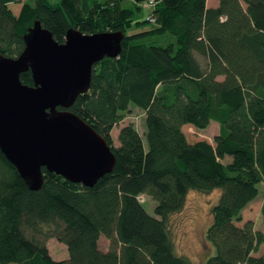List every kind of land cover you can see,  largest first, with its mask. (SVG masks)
I'll return each mask as SVG.
<instances>
[{
	"label": "trees",
	"instance_id": "obj_1",
	"mask_svg": "<svg viewBox=\"0 0 264 264\" xmlns=\"http://www.w3.org/2000/svg\"><path fill=\"white\" fill-rule=\"evenodd\" d=\"M123 1L0 0L4 57L23 53L36 21L60 44L71 29L125 35L119 57L94 67L90 90L69 109L107 141L113 171L87 188L43 169L42 189L31 191L0 150V264H194L176 252L172 218L191 191L214 190V253L202 264H264V232L237 225L264 184V0H154L144 21L135 16L149 0ZM21 81L34 86L31 71ZM131 107L145 113V133L125 125L116 147L112 131ZM212 122L213 144L183 132ZM141 195L157 203L154 216ZM261 216L264 227V198ZM50 239L67 260L51 257Z\"/></svg>",
	"mask_w": 264,
	"mask_h": 264
},
{
	"label": "water",
	"instance_id": "obj_2",
	"mask_svg": "<svg viewBox=\"0 0 264 264\" xmlns=\"http://www.w3.org/2000/svg\"><path fill=\"white\" fill-rule=\"evenodd\" d=\"M124 37L71 29L60 44L36 21L20 56L0 55V150L31 191L42 189L43 169L87 188L113 171L107 141L69 109L90 90L94 67L119 57ZM28 71L34 86L21 81Z\"/></svg>",
	"mask_w": 264,
	"mask_h": 264
},
{
	"label": "rangeland",
	"instance_id": "obj_3",
	"mask_svg": "<svg viewBox=\"0 0 264 264\" xmlns=\"http://www.w3.org/2000/svg\"><path fill=\"white\" fill-rule=\"evenodd\" d=\"M48 1L51 3H59L61 0ZM217 2H219V0H210L209 5H216ZM123 5L126 7H134V2L125 0L123 1ZM20 8L21 5H18L17 11ZM143 8L144 9L141 11L136 12V21H144L152 11L150 7ZM197 57L200 59L203 66H205L206 61L199 56ZM129 124L133 125L143 137L145 133V113L135 107H131L130 110L125 113L124 120L112 131V137L116 147L119 146V130ZM183 132L190 143L205 140L213 144L215 137L219 134V124L212 122L206 130H198L188 125L183 127ZM259 189L260 196L244 210L242 215L243 221L237 223V225L242 227L247 221H252L255 224L256 230L264 232L261 216L264 184L260 185ZM219 196L220 190H214L210 194L191 191L188 194L184 209L172 218L171 229L176 252L178 255L188 258L194 264H202L214 253L212 244L206 239V232L212 223L211 209L217 204ZM139 200L144 205L146 211L154 216L157 203L146 195H141ZM99 246L101 250L107 251L109 241L103 237L100 240ZM47 247L51 257L55 261H64L69 258L67 247L59 243L56 239H50L47 242ZM259 255H264V245L260 248L258 256Z\"/></svg>",
	"mask_w": 264,
	"mask_h": 264
},
{
	"label": "built area",
	"instance_id": "obj_4",
	"mask_svg": "<svg viewBox=\"0 0 264 264\" xmlns=\"http://www.w3.org/2000/svg\"><path fill=\"white\" fill-rule=\"evenodd\" d=\"M142 6L143 7H150V8H154V6H155V1L154 0H149V1H147V2H145L144 4H142ZM148 20H150L152 23L154 22V19H148Z\"/></svg>",
	"mask_w": 264,
	"mask_h": 264
},
{
	"label": "crops",
	"instance_id": "obj_5",
	"mask_svg": "<svg viewBox=\"0 0 264 264\" xmlns=\"http://www.w3.org/2000/svg\"><path fill=\"white\" fill-rule=\"evenodd\" d=\"M209 1H210V0H208V3H207V6H208V7H213V8H215V7H218V5H219V2H217V4H216V5H209Z\"/></svg>",
	"mask_w": 264,
	"mask_h": 264
}]
</instances>
